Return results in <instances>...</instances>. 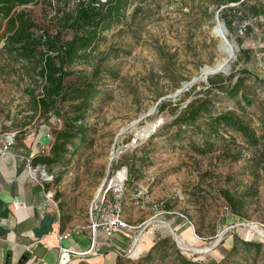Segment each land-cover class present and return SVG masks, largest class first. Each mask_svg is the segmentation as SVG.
Returning a JSON list of instances; mask_svg holds the SVG:
<instances>
[{
    "label": "rangeland",
    "instance_id": "374dc122",
    "mask_svg": "<svg viewBox=\"0 0 264 264\" xmlns=\"http://www.w3.org/2000/svg\"><path fill=\"white\" fill-rule=\"evenodd\" d=\"M145 2L136 18L131 8L126 24L104 34L96 52L119 50L120 55L107 62L112 73L105 77L104 94L88 114V141L77 140L79 151L72 149L75 156L71 161L52 170L45 167L52 177L47 192L64 206L63 225L90 231L94 223L119 214L130 226L127 264L142 261L158 237L170 239L171 256L161 261L155 255L152 264H173L177 251L193 261L221 260L236 238L264 245V235L259 233L264 232V157L237 135L236 144H221L204 155L168 140L174 129L167 127L175 119L174 113L202 96L211 77L227 76L221 72L206 81L200 79L207 67L226 58L223 41L215 34L217 23L223 21L221 15L208 0ZM247 3L248 7L264 6V0ZM33 14L43 22L42 6L34 7ZM228 31L229 41L239 45L229 61L230 74L246 69L264 77V14L237 20ZM20 68L19 64L11 67L9 59L0 56V138L14 134V147L23 146L32 133H49L47 121L31 118L24 93L31 81ZM77 69L90 70L87 65ZM194 79L199 80L185 90L184 85ZM263 100L264 93L258 90L247 116L259 134ZM216 102L219 111L237 109L236 102L228 98L220 96ZM164 104L166 108L161 110ZM145 129L150 134L140 137ZM144 154L143 166L137 162L143 179L137 190L126 188L128 164L134 156ZM121 171H127L126 180L121 186H112ZM225 190L237 201L242 198L237 213L223 197ZM105 195L108 203L97 212L94 208Z\"/></svg>",
    "mask_w": 264,
    "mask_h": 264
},
{
    "label": "trees",
    "instance_id": "16d2710c",
    "mask_svg": "<svg viewBox=\"0 0 264 264\" xmlns=\"http://www.w3.org/2000/svg\"><path fill=\"white\" fill-rule=\"evenodd\" d=\"M208 1L231 31L237 20L244 22L264 14V6L248 7V0ZM145 3V0H0V56H6L11 67L19 64L20 71L29 76L31 82L24 93L33 113L31 118L47 121V135L52 136L50 150L35 155L31 159L33 166L52 170L74 158L72 149L79 151L75 148L77 140L88 141V114L104 94L105 77L112 73L107 62L120 55L119 50L96 52L105 40L104 34L126 24L131 8L136 18ZM36 6H42L43 22L33 14ZM237 41L242 45V40ZM84 65L90 70L77 69ZM206 86L202 96L174 113L175 119L167 127L174 129L168 140L204 155L214 152L221 144H236V137L240 136L258 156L264 157V118L261 134L247 118L258 90L264 93V77L245 69L241 73L211 77ZM220 96L235 101L237 109L219 111L216 98ZM165 108L164 104L161 110ZM146 154L142 158L134 156L128 164L126 188L137 190V183L143 179L137 162L142 167ZM49 184L44 183L46 190ZM222 193L237 213L242 198L237 201L228 191ZM60 197L61 194L56 196L57 201ZM113 202L118 204L117 196L113 195ZM58 206L63 226V203L59 202ZM170 243L169 238L158 237L138 264H152L155 255L159 256L157 260H166L171 256ZM175 254L173 264H264V245L240 238H236L221 260L199 262L185 258L178 251ZM124 263H128L127 258L119 256L118 264Z\"/></svg>",
    "mask_w": 264,
    "mask_h": 264
},
{
    "label": "crops",
    "instance_id": "0c3cea01",
    "mask_svg": "<svg viewBox=\"0 0 264 264\" xmlns=\"http://www.w3.org/2000/svg\"><path fill=\"white\" fill-rule=\"evenodd\" d=\"M50 141L46 134L32 133L23 146L0 156V264H118L119 256L127 258L131 252L129 230L108 234L102 228L94 239L92 230L62 226L53 194L31 173L29 159ZM46 218L54 220L52 231L37 238L34 231ZM68 233L70 237L61 238ZM61 248L88 254L66 260ZM103 248L106 251H101Z\"/></svg>",
    "mask_w": 264,
    "mask_h": 264
},
{
    "label": "built area",
    "instance_id": "2783aa9c",
    "mask_svg": "<svg viewBox=\"0 0 264 264\" xmlns=\"http://www.w3.org/2000/svg\"><path fill=\"white\" fill-rule=\"evenodd\" d=\"M48 138L52 139L51 135H48ZM16 144V136L14 134H5L4 136H2V138H0V156H5L7 154L10 153V151L12 150V148L14 147V145ZM50 150V146L48 145L46 148H44V150L42 151L43 153L48 152ZM34 156H32L29 159V169L31 171L32 174H34L35 176H39L44 183L45 182H49L50 180H52V177L48 175V173L45 170V167L43 166H39V167H33L32 163H31V159ZM105 202L108 203V200L105 199L104 201L102 200L100 205H96L95 206V210L97 212H100V210H102V208H104ZM109 207H111V211H113L112 209V205H109ZM106 209V208H105ZM103 228L108 234H115L117 232H119L120 230H125V229H129L130 226L127 224L126 221H124L119 214H115L112 215L110 218L106 219L104 222L101 223H94L92 226V231H93V236L94 239L96 237V232H98L99 228ZM71 234H64L61 236V238H68L70 237ZM87 253H80L77 252L75 250H71L69 248H61V256L62 258L65 257L66 259H69V256L74 257V256H85L87 255Z\"/></svg>",
    "mask_w": 264,
    "mask_h": 264
},
{
    "label": "water",
    "instance_id": "95a60500",
    "mask_svg": "<svg viewBox=\"0 0 264 264\" xmlns=\"http://www.w3.org/2000/svg\"><path fill=\"white\" fill-rule=\"evenodd\" d=\"M216 19H217L216 22H218V20H220L218 15H217ZM222 25H223V27H224L226 33H227V37L229 38V33H228L229 31H228V29H227V27H226L225 22L222 21ZM215 34H216V33H215ZM230 41L233 43V46H234V49L236 50V52L239 51V45L236 43V41L233 40V39L230 40ZM227 46H229V42H228V39H227L226 37H224L223 42H222V45H221V49L225 51L226 48H227ZM235 50H234V51H235ZM234 58H235V55H234ZM234 58H233V59H234ZM223 66H224V62H222V63L219 62V63H218L216 66H214V67H207V68L204 70V72H203V77L200 78V79H201L202 81H206V80L208 79L209 76L216 75V74L221 73V72L224 73V74H226V75H230V68H231V66L228 65V67L226 68V70L222 71ZM206 70L208 71L207 73H205ZM198 80H199V79H194L191 83H188V84L184 85V89H185V90H189L190 88L193 87L194 83L197 82ZM183 91H184L183 89L180 90V91H178V93H177L176 95H177V96L180 95ZM151 133H152V132H151ZM126 174H127V171H126ZM125 180H126V177H125L124 181H125ZM105 199H106V195L104 196L103 201H104ZM53 221H54V220L51 219V218H46V219H44V221H43V223L41 224V226H40L39 228H37V229L34 231L35 236H36L37 238H41V237H43V236H45V235H48V234L52 231ZM101 251H106V248H103ZM69 258H71V256H69ZM66 260H67V259H66ZM66 260H65V262H66Z\"/></svg>",
    "mask_w": 264,
    "mask_h": 264
},
{
    "label": "bare ground",
    "instance_id": "6f19581e",
    "mask_svg": "<svg viewBox=\"0 0 264 264\" xmlns=\"http://www.w3.org/2000/svg\"><path fill=\"white\" fill-rule=\"evenodd\" d=\"M215 33H216L217 36H219L222 39V41H223L224 37H226L228 39L227 33H226L221 21H219L217 23V25L215 27ZM228 42H229V46H227V48H226V50L224 52L226 54V58L224 60V66L222 68V71L226 70V68L229 65V61L232 60L234 58V55H235L233 44L229 41V39H228ZM207 72L208 71L206 70L205 73H207ZM149 134L150 133L148 132V129H145V131H143L139 136L146 138ZM114 157H116V156L114 155ZM125 176H126V172L125 171L119 172L118 175L113 179L112 186H121L123 181H124V179H125ZM259 233L261 235H264L263 230H259Z\"/></svg>",
    "mask_w": 264,
    "mask_h": 264
}]
</instances>
